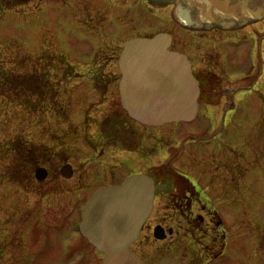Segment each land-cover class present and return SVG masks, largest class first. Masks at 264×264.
I'll list each match as a JSON object with an SVG mask.
<instances>
[{
	"label": "rangeland",
	"instance_id": "1",
	"mask_svg": "<svg viewBox=\"0 0 264 264\" xmlns=\"http://www.w3.org/2000/svg\"><path fill=\"white\" fill-rule=\"evenodd\" d=\"M192 1L181 0L178 5L202 6V0ZM171 11L168 7L166 14ZM175 11L179 16L178 8ZM172 28L166 16L147 14L142 0H35L2 14L0 67L19 77L46 73L60 95L55 104L30 101L38 109L35 114L15 98L0 97V264H100L102 256L76 228L85 204L98 190L121 185L107 171L126 155L105 150L97 127L108 116L124 113L118 91L119 48L139 36L152 37ZM174 35L189 42L182 33ZM255 47V56L250 43L248 56L219 59L218 67V56L211 58L206 69H217L220 75L222 68L226 74L218 91L225 98L217 106L205 107L209 97L204 96L194 124L163 129L166 134L185 131L183 140L215 137L224 143L226 155L237 154L238 200L217 207L228 237L227 250L217 264H262L258 240L264 234V136L258 130L264 119V44ZM238 48L235 52L241 53ZM51 53L65 57L80 78L68 82L67 70L50 58ZM44 54L45 59L40 60ZM190 62L194 70H200L197 74L204 72L199 56H191ZM93 79L101 89H96ZM211 97L215 100L216 94ZM15 142L39 157L48 151L37 161V168L49 172L46 182L23 178L22 187L14 183L8 172L15 160L11 153ZM66 165L75 172L69 181L61 177ZM171 213L158 203L137 245L136 252L150 264L164 258L181 260L182 250L176 253L177 248H171L176 236L158 245L150 238L151 227L156 225L167 230L180 228L166 216ZM167 249L174 254L161 255Z\"/></svg>",
	"mask_w": 264,
	"mask_h": 264
},
{
	"label": "flooded vegetation",
	"instance_id": "2",
	"mask_svg": "<svg viewBox=\"0 0 264 264\" xmlns=\"http://www.w3.org/2000/svg\"><path fill=\"white\" fill-rule=\"evenodd\" d=\"M150 1L146 0V3ZM231 2L237 5L235 9L239 14L233 15L235 18L232 22L224 21L222 16L218 15V18H214L215 23L193 32L197 42L184 43L183 40L173 37L172 51L186 55L189 60L191 56H199L202 59L204 72L196 76L201 86L202 98L209 97L205 107L219 105L222 94L218 91L222 90L220 84L225 76L224 70L220 67L218 69L224 75H219L215 71L217 69H206L211 63V58L215 59V55L218 56V67L222 58L237 59L240 55L248 56L250 43L254 44L251 52L253 56L256 55L255 46L258 43L264 44V12H261L259 3L258 7L254 8V0ZM226 15L228 14L223 17ZM254 16L261 20L254 21L252 19ZM208 46L210 51H207ZM237 48L241 53L235 52ZM215 94L214 100L211 95ZM164 128H146L152 133L145 134L141 139L137 135L133 136L127 143L114 137L108 139L109 144H118L124 150L122 154L126 155L118 161L117 167L107 171L112 172L115 181L123 184L131 176L146 175L155 185L154 211L143 229L141 238L131 250L145 261L141 253L136 252L137 245L140 244L148 223L154 217L156 205L160 203L161 207H169L172 210L171 215L166 216L180 228L175 231L173 228L167 230L162 225L151 227L150 238L155 245L168 243L176 236L177 240L171 248H177L174 249L176 253L182 250L183 264H217L221 262L228 246L225 223L217 207L230 206L238 200L237 156L231 152L226 155L224 143L215 140V137L191 136L183 140L185 131L182 134H166L163 132ZM160 130V134H157ZM126 172L129 173L128 176ZM157 227L160 229H156ZM157 236L164 240H158ZM172 254L174 252L169 249L161 252V255ZM101 256L103 258V255ZM165 259L168 258L163 260Z\"/></svg>",
	"mask_w": 264,
	"mask_h": 264
},
{
	"label": "water",
	"instance_id": "3",
	"mask_svg": "<svg viewBox=\"0 0 264 264\" xmlns=\"http://www.w3.org/2000/svg\"><path fill=\"white\" fill-rule=\"evenodd\" d=\"M221 6L226 14L227 7ZM171 44L168 34L135 39L125 45L119 59L122 106L133 121L147 127L191 123L198 116L199 82L187 57L171 52ZM61 176L72 179V167L65 166ZM47 177L45 169L37 170L38 182ZM152 207V184L144 177L131 178L124 186L105 189L95 196L83 214L82 232L99 250L106 249L104 264H146L129 251V246L138 238ZM161 264L180 263L168 260Z\"/></svg>",
	"mask_w": 264,
	"mask_h": 264
},
{
	"label": "trees",
	"instance_id": "4",
	"mask_svg": "<svg viewBox=\"0 0 264 264\" xmlns=\"http://www.w3.org/2000/svg\"><path fill=\"white\" fill-rule=\"evenodd\" d=\"M35 0H0V16L3 12L28 6ZM39 7V6H37ZM51 59L60 63L64 70H67L66 79L68 82L80 78L75 67H73L65 57L51 53ZM45 59V54L40 60ZM37 72V71H36ZM21 93L23 97L21 98ZM60 91L51 84V79L46 73L43 76L30 75L28 77L15 76L7 72L2 66L0 67V97L8 100L17 99L20 106L25 107L31 113H38V109L30 104V101L36 99L39 102H48L55 104L59 99ZM129 119L126 113L121 116H109L100 124V135L108 143L109 137H114L123 143L129 142L133 136L140 135L134 128H129L125 122ZM259 136H264V119L259 125ZM139 134V135H138ZM109 144V143H108ZM114 144V143H112ZM11 153L15 160L8 174L16 185L23 186V178L34 179V173L38 167V162L47 154L41 152L42 156L36 155L32 150L26 149L22 144L15 142L11 145ZM40 151L38 150V153ZM27 179V180H28ZM30 181V180H29ZM259 254L261 262L264 264V234L259 238L258 242Z\"/></svg>",
	"mask_w": 264,
	"mask_h": 264
}]
</instances>
